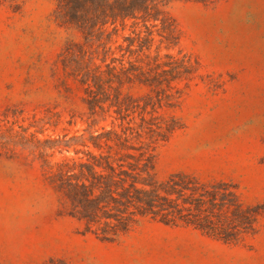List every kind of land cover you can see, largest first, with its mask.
<instances>
[{
	"label": "rangeland",
	"instance_id": "374dc122",
	"mask_svg": "<svg viewBox=\"0 0 264 264\" xmlns=\"http://www.w3.org/2000/svg\"><path fill=\"white\" fill-rule=\"evenodd\" d=\"M17 2L18 11L0 5V124L18 129L38 120L29 129L36 131L45 121L41 138L89 128L83 90L57 61L77 33L55 20V0ZM168 11L180 33L172 52L197 58L202 77L161 110L183 128L156 146V176L233 180L246 203H264V0H176ZM15 151L10 157L8 145L0 146V264H264V217L239 244L147 219L115 242L83 233L40 161ZM72 155L70 148L53 158Z\"/></svg>",
	"mask_w": 264,
	"mask_h": 264
},
{
	"label": "trees",
	"instance_id": "16d2710c",
	"mask_svg": "<svg viewBox=\"0 0 264 264\" xmlns=\"http://www.w3.org/2000/svg\"><path fill=\"white\" fill-rule=\"evenodd\" d=\"M174 1L55 0V20L77 33L64 43L57 61L83 90L89 128L41 138L45 121L36 131L29 129L38 120L18 129L0 124V146L8 145L10 157L20 146L40 161L67 214L83 233L101 241H118L147 219L239 244L259 232L264 203H246L233 180L185 171L156 176V146L183 128L180 118L161 110L174 107L183 87L202 77L197 58L181 49L172 52L180 44L168 11ZM6 3L13 11L22 6L0 0ZM125 29L129 33L119 41ZM133 87L145 92L133 93ZM109 118V124H101ZM70 148L75 155L53 158Z\"/></svg>",
	"mask_w": 264,
	"mask_h": 264
}]
</instances>
